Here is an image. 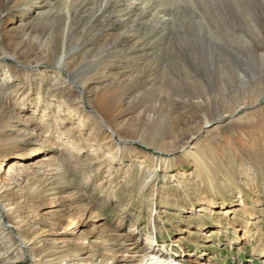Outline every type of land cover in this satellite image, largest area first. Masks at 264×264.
I'll return each mask as SVG.
<instances>
[{"label":"rangeland","instance_id":"obj_1","mask_svg":"<svg viewBox=\"0 0 264 264\" xmlns=\"http://www.w3.org/2000/svg\"><path fill=\"white\" fill-rule=\"evenodd\" d=\"M263 247L264 0H0V264Z\"/></svg>","mask_w":264,"mask_h":264},{"label":"bare ground","instance_id":"obj_2","mask_svg":"<svg viewBox=\"0 0 264 264\" xmlns=\"http://www.w3.org/2000/svg\"><path fill=\"white\" fill-rule=\"evenodd\" d=\"M71 13L69 12V15H70ZM32 63H37L36 61H34V62H32ZM80 74H82L80 71H78L77 70V73H76V75H77V77H80L79 79H83L84 77H82V75L80 76ZM81 79V80H82ZM87 83H88V80H82V82H81V84L83 85V87H85L86 85H87ZM237 100V99H236ZM80 101V100H79ZM227 107V106H226ZM66 108V109H65ZM76 108H78V106H76ZM75 108V109H76ZM100 108V110L103 112V113H105V114H107V115H109V114H111V111H113L112 109L114 108V104H112L111 102H109V101H104V106L103 107H99ZM231 108V107H230ZM69 114H71V110H69L68 109V107L66 106H64V108L62 109V111H61V116H59V118H58V120H59V122L60 123H62L64 120H66L67 119V117L69 116ZM221 116H223V114H220ZM209 121V120H208ZM83 126H85V123H84V121H81V122H79L78 123V125L76 126V127H74V129L76 128V129H82L83 128ZM70 131L71 130H69L67 133L69 134L70 133ZM64 134V133H63ZM113 135L112 134H110V133H108L107 135H106V137H105V139H106V142L107 143H111L112 142V140H113ZM78 140L76 141V150H77V152L78 151H80V150H82L83 148H85V142L86 141H89L88 139H83L81 136H79L78 138H77ZM229 142H230V140H229ZM120 150V149H119ZM116 152V151H115ZM112 152L110 151L109 152V156H110V158L113 160V161H117L118 159V156L116 155L117 153H112ZM119 153V152H118ZM187 155L188 156H192V157H194L195 158V160H196V162H197V166H198V168L199 169H201V171L202 172H204V173H207L208 175L207 176H204V177H206V180H207V182L209 183V184H213L214 185V181L212 180V176H210L211 174L208 172V171H206V170H204L205 168H203L204 166H203V162H202V160L199 158V157H197L196 156V154H193V152H190V151H188V153H187ZM212 188V187H211ZM240 193H242L243 194V192H240ZM217 194V193H216ZM242 209H246L247 210V215L248 216H250V219H249V224H248V226L247 227H245L243 230H244V234L246 233V234H249V233H251L250 232V229H251V225L250 224H254L255 223V221H254V219L256 218V216H255V214L253 213V211L252 210H250V208H247V206L246 205H244V207L242 208ZM226 214H227V212H226ZM225 216H227V215H225ZM76 226L78 225V222H75L74 223ZM233 229H234V231H239V229H236V227L235 226H233ZM252 231V230H251ZM25 244V243H24ZM263 250H264V247H263ZM154 253V252H153ZM147 257H151V259L150 260H153L154 262H153V264H203V263H201V262H195V261H193V260H190V259H186V260H184V259H182V257L181 256H177V255H175V256H169V257H167V258H163V257H160V256H157L156 254H152L151 252H146L145 254H144V256L143 257H141L142 258V264H145V262H146V259H147Z\"/></svg>","mask_w":264,"mask_h":264}]
</instances>
